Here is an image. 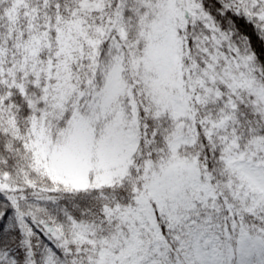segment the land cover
I'll return each mask as SVG.
<instances>
[{"label":"snow or ice","instance_id":"snow-or-ice-1","mask_svg":"<svg viewBox=\"0 0 264 264\" xmlns=\"http://www.w3.org/2000/svg\"><path fill=\"white\" fill-rule=\"evenodd\" d=\"M0 264H264V0H0Z\"/></svg>","mask_w":264,"mask_h":264}]
</instances>
